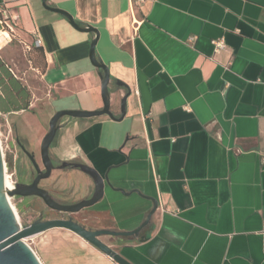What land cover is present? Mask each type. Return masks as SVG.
I'll return each mask as SVG.
<instances>
[{
  "label": "crops",
  "instance_id": "crops-1",
  "mask_svg": "<svg viewBox=\"0 0 264 264\" xmlns=\"http://www.w3.org/2000/svg\"><path fill=\"white\" fill-rule=\"evenodd\" d=\"M46 5L98 32L95 57L110 79L116 119L62 117L49 148L59 165L53 172L63 173L70 189L68 203L90 198L94 184L74 168H61L65 162L107 176L102 199L82 210L81 224L134 230L152 209V199L157 209L137 237L100 238L130 263L264 264V0H47ZM2 12L29 51L23 76L37 78L41 90L36 93L19 78L29 92L28 107L9 106L0 115L9 121L36 109L48 131L57 111L102 109L101 71L89 60L93 33L75 30L42 0H0ZM214 42L223 47L216 50ZM5 43L0 56L17 77L15 62L2 56ZM83 243L73 264H116Z\"/></svg>",
  "mask_w": 264,
  "mask_h": 264
},
{
  "label": "water",
  "instance_id": "water-1",
  "mask_svg": "<svg viewBox=\"0 0 264 264\" xmlns=\"http://www.w3.org/2000/svg\"><path fill=\"white\" fill-rule=\"evenodd\" d=\"M46 1L47 0H42V5L46 10L58 13L65 17L68 23L75 30L79 32L93 33L95 35L94 39L90 43L89 60L92 66L101 71L99 77L103 106L101 110L91 112L61 110L57 111L50 118L48 122V131L43 137L40 144V162L42 169H40V167L34 160V155L24 150V148L21 147L19 142L17 141V144L31 162L36 173L34 180L30 184L17 183L13 185L11 189L6 187L5 166L2 149L0 146V264H41L34 252L24 243V239L31 238L41 233H45L51 229H63L71 232L81 240L96 248L99 252L107 256L116 264H132L124 257H122L118 252L104 244L100 240V238L103 236H110L113 238L137 237L140 231L150 223L151 217L157 209V202L155 200L150 199L153 204L152 209L150 210L142 224L131 231H114L107 229L91 230L74 221L71 217L67 219L50 220H42L41 218H39L32 222L30 225L21 227L9 202V199L13 197H37L49 210L72 215L77 214L84 209H88L99 202L104 194V184H108L107 176H100L93 168L81 163L65 162L61 168H74L85 174L92 180L94 184V192L90 198L69 205L59 204L51 198L46 190L38 187L39 182L48 179L53 170L52 161L49 156V148L58 130V122L62 117L67 116L73 118H91L106 115L111 119H116L113 117L110 111L111 102L110 94L108 91V84L110 79L108 68L95 57V45L98 39V32L90 26L79 25L68 13L64 11L48 7L46 5ZM129 94L130 92L128 90L121 100L119 119L124 116L125 101ZM118 191L126 195L122 190Z\"/></svg>",
  "mask_w": 264,
  "mask_h": 264
},
{
  "label": "rangeland",
  "instance_id": "rangeland-1",
  "mask_svg": "<svg viewBox=\"0 0 264 264\" xmlns=\"http://www.w3.org/2000/svg\"><path fill=\"white\" fill-rule=\"evenodd\" d=\"M0 22V26H2V29L0 28V37L5 36V46L6 44L9 46L5 55L2 56L12 59L17 66L15 71L17 77L27 79L26 81L30 87L37 88L36 93H39L41 85L38 79H33L27 74L26 77L23 76L27 66L30 65L28 62L30 60L29 51L26 50L22 41L14 35V32L6 27L1 15ZM13 124L17 126V130H14ZM46 133L47 126L42 127L41 116L36 109L11 116L9 121L0 115V146L3 154L5 175L11 186L29 181L31 179L30 172L33 170L31 162L22 152L16 140L19 141V144L20 142L24 143L21 137L28 140L31 148L34 149V160L42 169L40 144ZM63 175V173L58 175V173L52 172L50 179L41 183L43 187L49 189L61 201L66 200L67 193L70 190L68 187H64ZM60 187L62 189H59L60 192L56 194L54 192L55 188ZM9 202L16 212L17 221L21 227L30 225L37 219L40 212L48 209L37 197H13L9 199ZM83 214L81 211L69 216L82 222L85 218ZM65 216L67 215L55 212L49 214L47 219H65ZM24 243L34 252L41 264H73V261L77 260L80 257V253L83 252L81 247L84 244L79 237L63 229H51L45 233L24 239Z\"/></svg>",
  "mask_w": 264,
  "mask_h": 264
},
{
  "label": "trees",
  "instance_id": "trees-1",
  "mask_svg": "<svg viewBox=\"0 0 264 264\" xmlns=\"http://www.w3.org/2000/svg\"><path fill=\"white\" fill-rule=\"evenodd\" d=\"M32 51L38 53L42 57V53L38 48H32ZM0 112L7 113L8 107H14L13 111H20L28 107L29 92L18 77L13 76L9 71L4 59L0 56ZM17 104V105H14ZM23 107V108H20Z\"/></svg>",
  "mask_w": 264,
  "mask_h": 264
},
{
  "label": "flooded vegetation",
  "instance_id": "flooded-vegetation-1",
  "mask_svg": "<svg viewBox=\"0 0 264 264\" xmlns=\"http://www.w3.org/2000/svg\"><path fill=\"white\" fill-rule=\"evenodd\" d=\"M20 146L21 147H23L24 148V150H26V148H25V146L20 142ZM21 149V148H20ZM27 151V150H26ZM28 152V151H27ZM30 153V152H29ZM31 154H33V153H31ZM26 156V155H25ZM51 159V158H50ZM52 161V160H51ZM32 165V164H31ZM52 165H53V170H56V169H58V167H59V165L58 164H55L53 161H52ZM32 168H33V166H32ZM67 168H69V167H67ZM53 170H52V172H53ZM51 172V173H52ZM30 176H31V179L29 180V181H26V182H22L21 184H30V183H32V181L34 180V178H35V176H36V173H35V170H34V168H33V170H31V172H30ZM51 176V175H50ZM50 179V177L48 178V179H45V180H42V181H40L39 182V184H38V187H40V188H42V189H44V190H46L47 192H48V194L51 196V198L54 200V201H56L57 203H59V204H64V205H69V204H74V203H68L66 200L65 201H61L59 198H57V197H55L51 192H50V190L49 189H47L46 187H43L42 185H41V183L43 182V181H47V180H49ZM77 203V202H76ZM56 211H52V210H49V209H44L42 212H40V214H39V216L37 217V219H39V218H41L42 220H50V219H47V216L49 215V214H51V213H55ZM81 212V211H80ZM56 213H59V214H62V215H67V216H65V219H67V218H69V217H71V216H69V214H63V213H60V212H56ZM72 218V217H71ZM36 219V220H37ZM62 219V218H61ZM73 219V218H72ZM74 220V219H73ZM74 221H76V220H74ZM76 222H78V223H80L81 224V221H76ZM83 222V221H82ZM82 225V224H81Z\"/></svg>",
  "mask_w": 264,
  "mask_h": 264
},
{
  "label": "built area",
  "instance_id": "built-area-1",
  "mask_svg": "<svg viewBox=\"0 0 264 264\" xmlns=\"http://www.w3.org/2000/svg\"><path fill=\"white\" fill-rule=\"evenodd\" d=\"M138 1L142 2L145 0H138ZM4 14H5L4 12L1 13L2 18L4 19V24L6 25L7 28H9L11 30L10 25L7 23V17ZM0 24H1V22H0ZM0 28L2 29V26H0ZM39 43H40L39 41H36V45H38ZM214 46H215L216 50H218V49H221L223 47V44H222V42H214Z\"/></svg>",
  "mask_w": 264,
  "mask_h": 264
},
{
  "label": "bare ground",
  "instance_id": "bare-ground-1",
  "mask_svg": "<svg viewBox=\"0 0 264 264\" xmlns=\"http://www.w3.org/2000/svg\"><path fill=\"white\" fill-rule=\"evenodd\" d=\"M6 33V32H5ZM6 39V37L5 36H3V37H0V47L1 46H3V44H4V42L6 41L5 40ZM5 185H6V187L7 188H9V189H11L12 188V186L8 183V180H7V177H6V175H5ZM11 205V204H10ZM11 207H12V205H11ZM12 209H13V211H14V213H15V215H16V212H15V210H14V208L12 207ZM16 218H17V215H16Z\"/></svg>",
  "mask_w": 264,
  "mask_h": 264
}]
</instances>
